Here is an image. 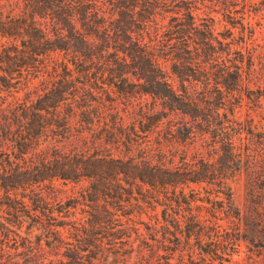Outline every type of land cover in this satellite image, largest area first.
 Segmentation results:
<instances>
[{"label": "trees", "instance_id": "16d2710c", "mask_svg": "<svg viewBox=\"0 0 264 264\" xmlns=\"http://www.w3.org/2000/svg\"><path fill=\"white\" fill-rule=\"evenodd\" d=\"M18 1L22 4L18 13L0 14V38H18L20 47L10 43L12 53H5L7 47L0 42L3 53L0 61L6 63L4 58L20 48L36 54L59 50L63 56L54 65L57 77L47 81V89L37 93L34 102L20 104L21 130L9 135L19 154H13L11 149L13 159L8 156L0 159V207L5 214L0 215V264H121L131 257V264H169L174 251L183 249L176 247L179 242L186 244L190 237L197 244L199 256L201 252L216 254L220 234L214 229L219 226L216 221L211 223L210 231L211 226L201 223L196 216H188L182 225L176 218L173 223L166 218L167 209L173 204L177 208L189 204L175 192L177 184L185 181H204L215 186V191L222 194L221 202L225 201L219 204L225 207L222 211L236 219L234 231L238 232L245 220L255 224V228H264L263 199L257 196L264 188V181L260 182L264 174L259 175L262 155L258 153V143L262 140L257 141V137L264 138V127L253 122L252 117L240 119L233 106L225 105L230 99L241 104L240 90H245L246 97L257 104L264 93V73L259 76L253 73L250 51L243 64L241 50L231 49L230 41L224 39L226 35L220 38L213 33L214 18L207 15L196 22L190 9L175 11L160 25L158 45L150 46L148 25L153 20L152 8L155 2L167 8L169 3L165 0H105V8L98 0ZM160 59L168 60V68L162 67ZM103 78L118 94L140 93L153 98L150 111H141L139 124H144L143 118L153 120L154 105L159 104L163 111L168 109L181 116L167 126L161 135L163 140L199 139L200 144L209 145L208 153L196 151L187 158L184 152L176 162L174 154H167L160 141L153 155L144 153L141 158L132 155L123 158L109 152H92L93 149L90 152L88 148L68 152L37 149L42 132L48 129L61 133L68 125V117L64 123L45 117V113L57 116L60 102L68 103L69 113L65 115L76 114L82 128L92 133L96 128L101 130L103 135L100 133L96 141L102 148L113 142L132 147L136 137L146 136L139 135L134 124L128 127V133L126 129L114 131L117 124H111L110 114L107 116L100 109L103 101L92 92L90 84H95L97 79L103 82ZM243 83L244 87H240ZM149 122L144 129L157 130L158 134L156 125L151 127L152 121ZM3 123L7 124L8 120ZM3 129L10 127L4 125ZM106 133L110 134L109 138L104 136ZM241 170L248 175L246 192L251 197L250 206L244 211L232 205L228 183L234 172ZM80 176L106 180L99 187L87 190L86 199L94 205L112 207L114 211L108 207L102 209L108 217L95 220L96 216L90 212L93 218L74 225L64 219L69 212L68 203L54 199L53 209L40 191H34V186L43 180L53 177L73 180ZM17 188L21 189L19 193L15 191ZM181 190L178 193L182 194ZM142 204L148 206L144 213L153 220L140 226V220L125 214L132 211H127L128 207L139 208ZM156 204L164 205L161 220ZM118 214L130 221H122ZM23 224L25 230L21 235ZM33 229L37 232L31 234ZM204 236L215 243L213 249L202 247ZM44 248L52 250L50 256L41 255ZM188 252L193 251L186 249Z\"/></svg>", "mask_w": 264, "mask_h": 264}, {"label": "rangeland", "instance_id": "374dc122", "mask_svg": "<svg viewBox=\"0 0 264 264\" xmlns=\"http://www.w3.org/2000/svg\"><path fill=\"white\" fill-rule=\"evenodd\" d=\"M165 1V3H169L168 6H166L167 8L159 2H155L153 5V12L151 14L153 20H151L148 25V35L150 40L148 37L144 36L145 40H149L150 46L153 45V43H155L156 46L158 45L156 39L161 37L159 33L162 31V27H160V25L166 23L169 17L175 14V11L180 13L190 9L196 18V22H199L203 16H212L214 18L213 33L220 38L226 35V38L224 39L230 41L229 45L231 49L237 48L241 50L244 55L243 64H245L244 58L247 51H250L252 53L254 67L253 73L257 76H259L261 72L264 73V0ZM98 4L101 5L102 8L107 6L105 0H98ZM21 8L22 4L18 0H0L1 15H5L6 13L16 14ZM0 42L7 47L4 49L5 53H12L10 50L11 46H9L10 43H13L14 45L16 44L17 48L20 47L18 38L13 40L11 37L5 36L0 38ZM0 54L2 55L3 53L1 52ZM22 56L23 58H21ZM62 56V51L59 50H47L42 52V54H36L25 48H20L17 49L14 55L9 56V58H4L7 61L6 63L0 61V152H7L6 154L0 153V159L7 156L10 159H13L12 154L10 153L11 149L13 154H19V152L13 147L14 144L13 141L10 140L9 135H12L13 133L17 134V132L21 130L19 129L18 124V120L20 119L19 113L21 112L19 109L21 106L20 104L23 101H26L27 103L30 101L34 102L37 93H42L43 89H47L49 86L47 81L53 77H57L53 69L55 64L62 61ZM160 60L162 67L168 68V60ZM21 61H25L26 63L24 62L25 64H21ZM63 62H65V59H63ZM15 63H19L21 66H16ZM67 66L72 69L70 62H67ZM73 70L74 69H72V71ZM72 74H75V72L73 71ZM129 79L131 78L129 77ZM132 80L134 79L132 78ZM102 81L103 82L97 79L95 84L92 82H90V84L93 85L92 92L97 94V96H100L98 99L103 101V106L100 105V109L106 112V114H110L109 116L107 114V116L111 121V124L113 122L117 124V129H114V131L118 129H126L125 133H128V127H131L132 124H134L139 135L144 134L146 136L136 137L132 147L115 144L113 142L107 143L105 148H102V145H98L96 141L99 140L97 137L102 133L101 130L96 128L92 133L87 131V129L82 128L81 124L77 121L76 114L74 116L71 114L70 116L65 115V113H69L68 103L64 104L63 102H60L58 108H56L57 116L54 117L51 113H45V117L49 119L54 118L63 123L67 121L68 117V125L64 128L65 131H61V133L50 131L48 129L42 132L38 136L37 149L42 148L43 150H48L50 152L55 148L59 151L68 152L75 149L88 148L87 150L90 152L93 149L92 152H109L113 156H121L123 158H126L128 155L141 158L144 156V153L153 155L152 152L155 151V147L161 142V145H163L162 148L167 154L168 152L174 154L173 159L176 162L179 161V156H182L184 152L187 153V158H189L190 154L195 153L196 151H199L203 155L208 153L209 145L203 142L200 144L201 141H199V139L191 140L185 138L180 142L163 140L161 135L164 133L167 126L181 117L178 113L172 112L168 109L163 111V108L159 104H156L154 105V119L147 120L143 118L144 124L141 125L138 122V119L141 118V111H150L153 98L148 94L140 93H133L130 96L122 93L118 94L115 87L107 79L103 78ZM241 86L244 87V83L243 85L240 84V87ZM240 91L242 93V99L240 100L241 104L238 105V102H236L235 99H230V102L225 105H228V107L230 105L233 106L235 115H238L240 119L252 117L253 122L262 124L263 128L264 93L260 95V101L257 104L253 103L246 97L245 90ZM92 104L96 105V101L92 100ZM105 106L109 107L106 108ZM95 108L96 107L92 108L94 114ZM100 109L98 108V110ZM14 111H16V113ZM183 117L184 119H187L186 116ZM156 118L159 119L156 120ZM87 119L90 120L91 116H87ZM5 120H8V123L2 124ZM149 121H152L151 127L156 125V129L159 130L158 134L157 130L151 132L149 129H144L147 125H150ZM4 125L10 127V130H4ZM55 128L57 127H54V129ZM7 131H9V133ZM104 136L109 138L110 134L106 133ZM145 138H147L148 141L144 140ZM260 140H262V143H258V153L262 156H260L259 164L263 167L259 169V175H263L264 138L257 137V141ZM145 143L147 144L145 145ZM34 145L35 144H33V146ZM27 155H29V153L26 155L24 154V158H27ZM19 161L21 163V160ZM247 176V173L241 170L240 173L234 172L228 180L231 193L230 201L232 205L239 208L240 211L247 210L251 203L249 200L251 197L246 192ZM101 181L106 180L103 178H95L93 176H80L78 179L73 180L53 177L51 180H43L39 185H35L34 191H40L42 195L47 198L53 209L56 208V203L53 201L54 199H60L61 201L68 203L69 212H67V216H65L64 219L72 222L74 225H78L79 223H86L87 220L93 218L89 215L90 212L94 213L96 216L95 220H97L99 218L103 219L108 217L106 212L102 211L104 207H108L110 211H114V209L107 204L104 205L102 203H97L94 205L91 200L86 199L87 190H92L95 186L99 187ZM262 181L264 180H261L260 182ZM260 182H257L258 185H261ZM214 188V185L207 184L204 181H185L177 184L175 192L177 195L179 194L180 197L183 196L189 204L183 203L180 208H177V206L173 204L170 209H167L168 217L166 216V218L169 219V223H173L176 218L179 220V224L182 225L186 219H188V216H196L199 217L201 223L211 226L209 227L210 231L213 226L211 223L216 221L219 226H214V229L218 230V233H220L218 235L219 242L217 244L219 248H217L216 254L211 252H201L200 254L202 255L199 256L197 253V244L194 242V239L190 237L186 244L179 242V245L176 247H181L183 249L174 251V254L169 258L170 260H168L170 261L169 264H264V228H255V224H251V221L245 220V223H240V230L238 232L234 231V222H236V219L234 217H227V214L223 212V208L225 207L219 205L222 203V194L216 192ZM178 189H182V194L181 192L178 193ZM263 190L264 188L260 191L262 193L257 195L262 197V205H264ZM15 191L19 193L21 189L17 188ZM11 192H13V190H11ZM223 203L225 204V201H223ZM145 209L149 208L143 204L139 208L130 206L127 211H132L125 215L137 221L140 220L141 222L138 224L143 226V223H149L153 220L152 217L149 218V216L144 213ZM162 209H164V205H155L159 220H161ZM115 212L118 213L119 211L116 210ZM262 212L264 213V207H262ZM132 213L137 214L133 215ZM0 215H5L1 207ZM118 217L122 221H130L125 220V216L121 214H118ZM0 219H2L1 216ZM169 227L171 226L169 225ZM209 229L207 231H209ZM24 230L25 225L23 224L20 227L21 235H24ZM34 232H37V230L33 229L31 234ZM31 238H33L32 235ZM180 238L182 241L183 237ZM202 247H211V249H213L215 243L204 236L202 239ZM186 249H192L193 252L191 254L188 252V254L186 253ZM10 250L12 251V248ZM17 250H21V247H18ZM51 252L52 250L50 251L47 250V248H44V254L41 255L47 257L50 256ZM161 260L164 261V259ZM130 261H132V257L121 264H131Z\"/></svg>", "mask_w": 264, "mask_h": 264}]
</instances>
